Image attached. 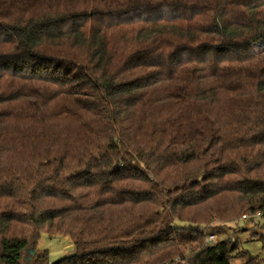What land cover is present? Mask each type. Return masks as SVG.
I'll list each match as a JSON object with an SVG mask.
<instances>
[{
	"label": "trees",
	"instance_id": "16d2710c",
	"mask_svg": "<svg viewBox=\"0 0 264 264\" xmlns=\"http://www.w3.org/2000/svg\"><path fill=\"white\" fill-rule=\"evenodd\" d=\"M259 212L264 0H0V264H231Z\"/></svg>",
	"mask_w": 264,
	"mask_h": 264
},
{
	"label": "rangeland",
	"instance_id": "374dc122",
	"mask_svg": "<svg viewBox=\"0 0 264 264\" xmlns=\"http://www.w3.org/2000/svg\"><path fill=\"white\" fill-rule=\"evenodd\" d=\"M256 73L251 69V73ZM190 76V74H189ZM187 92L194 98L200 91L190 83ZM253 223L250 221L237 220L229 223H216L214 227L205 231L211 235H216L212 244L221 242L229 237H235L239 241V254L231 261V264H244L250 257H257L264 264V219ZM183 226V224H179ZM38 249L47 251L51 263L60 261L63 258L73 256L76 249L68 237L60 235L51 236L46 233L41 235Z\"/></svg>",
	"mask_w": 264,
	"mask_h": 264
},
{
	"label": "built area",
	"instance_id": "2783aa9c",
	"mask_svg": "<svg viewBox=\"0 0 264 264\" xmlns=\"http://www.w3.org/2000/svg\"><path fill=\"white\" fill-rule=\"evenodd\" d=\"M264 219V212H259L255 215H244L242 216V221H250L252 220L253 223H259L258 221ZM216 238V235H211L209 239H207V243L212 244V241Z\"/></svg>",
	"mask_w": 264,
	"mask_h": 264
},
{
	"label": "water",
	"instance_id": "95a60500",
	"mask_svg": "<svg viewBox=\"0 0 264 264\" xmlns=\"http://www.w3.org/2000/svg\"><path fill=\"white\" fill-rule=\"evenodd\" d=\"M31 254L34 255L35 254V251H31Z\"/></svg>",
	"mask_w": 264,
	"mask_h": 264
}]
</instances>
